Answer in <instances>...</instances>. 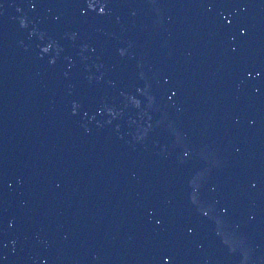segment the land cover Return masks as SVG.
I'll return each instance as SVG.
<instances>
[{
    "label": "water",
    "instance_id": "95a60500",
    "mask_svg": "<svg viewBox=\"0 0 264 264\" xmlns=\"http://www.w3.org/2000/svg\"><path fill=\"white\" fill-rule=\"evenodd\" d=\"M0 264H264V0H0Z\"/></svg>",
    "mask_w": 264,
    "mask_h": 264
}]
</instances>
